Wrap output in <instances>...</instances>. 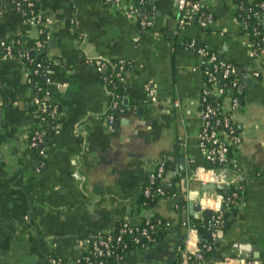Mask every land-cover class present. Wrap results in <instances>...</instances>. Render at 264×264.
Instances as JSON below:
<instances>
[{"label":"crops","instance_id":"0c3cea01","mask_svg":"<svg viewBox=\"0 0 264 264\" xmlns=\"http://www.w3.org/2000/svg\"><path fill=\"white\" fill-rule=\"evenodd\" d=\"M37 2L50 21L44 86L60 112L46 138L30 146L28 136L39 119L28 100L27 70L4 55L1 42L20 37L28 48L38 32L11 4H0V264H77L89 236L150 212L170 224L168 236L106 264L173 263L180 254L178 233L180 245L189 237L188 250L197 248L196 233L181 225L192 216L188 192L202 185L198 168L208 165L197 140L204 78L197 55L183 46L190 39L240 68L234 120L241 141L232 154L235 168L219 184L238 185L241 193L219 246L224 247L221 256L237 254L256 261L250 264H264V49L249 55L243 26L233 18L234 0H211L212 23L183 28L176 24V0H148L150 25L145 27L103 0ZM130 6L127 0L125 7ZM97 56L129 64L123 108L112 129L105 122L110 89L86 62ZM147 82L153 97L144 90ZM162 155L170 161L166 179L179 176L186 195L179 212L171 199L149 210L137 206L147 175ZM205 193L214 191H200ZM235 243L254 246L259 258L240 254Z\"/></svg>","mask_w":264,"mask_h":264},{"label":"built area","instance_id":"2783aa9c","mask_svg":"<svg viewBox=\"0 0 264 264\" xmlns=\"http://www.w3.org/2000/svg\"><path fill=\"white\" fill-rule=\"evenodd\" d=\"M26 1V0H25ZM257 3V8L253 9L250 7L248 10L255 15L256 26H260L264 29V1L263 0H248ZM103 2L118 10H124V12L136 21L139 25L145 27L150 25V20L146 14H139L135 6L125 7L126 0H103ZM29 5L31 2L28 3ZM176 9L178 11L179 17L176 21L178 28H183L192 25V23L197 20L198 25L207 26L214 20V12L212 10L211 0H176ZM238 9V0H234L233 6V18L236 19L235 12ZM29 22L34 24L37 28L38 34L45 32L46 38L49 37L50 21L48 18L42 19L41 16H37L35 20L26 18ZM238 21V20H237ZM244 28L245 22H240ZM247 37V34H245ZM264 42V36L262 38ZM4 50V55L7 57H12L23 61L20 59L25 56L24 53H18L17 55L13 53L11 45L9 43L1 42ZM37 46H40V41H37ZM184 48L193 51L198 57V68L200 69L203 78L204 86L202 87L199 98H198V119L200 127L197 133V140L199 147L202 151L204 159L208 164L207 167L198 168L199 179L202 184L212 182L215 186L222 187L219 184L221 176H225L226 172L230 168H235V162L232 153L238 148L241 136L237 131L236 122L234 120V114L240 107V101L238 94L235 93L236 87H238V79L236 78L237 68L231 62L222 59L214 51L207 49L205 46L198 43L195 39H190L183 44ZM258 50L255 47H251L249 55L251 57H256L258 55ZM86 62L90 63L99 72L105 71L108 67L116 70V74L120 75L125 70V63L123 60L112 61L103 57H94L86 59ZM24 64V63H23ZM40 64H37L39 67ZM49 67H47L42 73V79L44 85L48 83L47 74L49 72ZM38 70H35L37 73ZM219 73V74H217ZM253 75L257 76L258 72H253ZM219 76L222 79H226L229 76H235L229 86H225V83L218 80ZM102 78L107 82V76L102 75ZM25 83L29 86L30 78L28 76V71L26 72ZM42 97L33 96L32 101L37 105L38 111L48 112L49 115L55 119L57 118L60 110H58V105L53 104L49 106L48 99L49 93L44 88H42ZM145 92L148 96H154V89L150 83H146L144 86ZM110 92V102L109 109L105 116V122L108 129H112L114 126V116L110 112L113 109L119 108V95L109 90ZM31 94V93H30ZM212 97L211 101L208 97ZM228 100V104H224V100ZM178 106V103L175 102ZM42 119V116H41ZM28 144L33 147L41 142L40 133L33 132L28 136ZM168 160L167 156L162 155L155 163L154 168L148 173L145 180V184L142 187V193L145 196L150 194V185L155 179H160L162 183H167L169 178L166 179L167 170L164 168L165 162ZM198 169L192 170L195 175L198 174ZM214 191V189H213ZM155 193L161 194V187H156ZM206 192V191H204ZM189 193V192H188ZM233 196L236 193L232 194ZM174 200V208L178 210L177 198H169ZM183 200L186 201V195L183 194ZM189 200V194H188ZM232 202L231 198L224 199L220 194L214 191L213 194H200L198 195L197 202L200 205V212L204 209H209L211 211L212 226H221L224 221L221 218V206L227 205V202ZM145 210L149 208L145 207ZM155 214L150 212V214L142 217L137 222H130L127 219H123V223L119 228L117 233L113 231L108 232H97L92 236H89L85 241V247L82 254L77 258V264H106L108 258H119L115 245L122 240L124 234H133L134 245L137 246L139 238H144L147 242H152L154 239L150 235L154 227L159 225L161 222V217L156 221V223H150V218ZM202 214L196 213L194 217H200ZM144 220V226L141 227L140 224ZM164 225L168 228L170 224L164 220ZM181 225L186 227L189 232H197L189 221V218H185L181 221ZM216 230L211 231V240L217 242ZM190 242V238L185 239V245L178 247L180 253L179 264H206L208 259L205 257V252L212 250V244L202 243L199 245L200 238L197 235V248L194 251L188 250L187 246ZM51 262H55L51 259ZM246 264L255 263L256 261L247 260L240 255H223L218 259L214 260V264Z\"/></svg>","mask_w":264,"mask_h":264},{"label":"trees","instance_id":"16d2710c","mask_svg":"<svg viewBox=\"0 0 264 264\" xmlns=\"http://www.w3.org/2000/svg\"><path fill=\"white\" fill-rule=\"evenodd\" d=\"M127 1V0H126ZM133 2L134 6L136 7L139 14H148L149 10V2L148 0H130ZM31 2L29 5L28 3ZM11 4L13 9L23 18H29L31 20H35L37 16H41L42 19L48 18V16L43 13L40 10L39 4L37 0H0V4ZM250 7H253V9L257 8V3L248 1V0H238V9L235 12L236 19L241 22H245L244 26V33L247 34V40L250 43L251 47H255L258 50V53H260L264 49V42L262 41V38L264 36V29L260 26H256L255 30V23L256 18L255 15L252 14L248 9ZM27 20V19H26ZM199 22L195 20L192 24H198ZM22 38L16 37L12 41H5V43H9L12 47V51L14 54L18 53H24L25 56H22L20 59L23 61L26 70L28 71V76L30 78L29 88H30V96L28 98L30 106L32 109H34L38 115L39 124L36 128L32 129V132H39L40 138H46L48 132L54 127L55 124V117L52 118L48 112H42L40 113L38 111L37 105L32 101L33 96H39L42 97L44 86V81L42 79V73L44 70L50 66L49 59L47 57V45L49 38H46L45 32L38 34L36 38L30 39L29 43L30 46L28 48L23 47L22 45ZM37 41H40V46H37ZM187 42V41H186ZM224 59V58H222ZM226 60V59H224ZM228 61V60H227ZM230 62V61H229ZM40 64L39 67H37V64ZM232 64H234L232 62ZM129 67V64L125 63V70L122 74L117 75L116 70L108 67L105 71L101 72V76L105 75L107 76V87L113 91L114 93H117L119 95V108L113 109L110 112L114 116V124L119 118V115L122 111V91L123 86L122 83L125 80V74L127 72V68ZM38 70L37 73H35V70ZM219 74V73H217ZM236 78L238 79L239 84V75L236 74ZM235 76H229L226 79H222L220 76L218 78L219 81L225 83V86H229L231 82L236 79ZM237 94V87L236 90H234ZM213 98L208 97V100L211 101ZM49 106H52L55 104L50 99H48ZM59 110V107H58ZM42 116V119H41ZM238 131V130H237ZM233 154V153H232ZM170 166L169 159L165 162L164 168L167 170ZM230 171V170H229ZM179 182L180 177L177 175H174L171 177L167 183H162L160 179H155L154 182L150 185V194L148 196H145L143 193H141L140 199L137 202L138 209L140 207L143 208H152L156 206L157 202L161 199H169L173 197V195L178 199L177 205H178V212L184 207L185 201L183 200V192L179 189ZM145 184V183H144ZM144 186V185H143ZM161 187L162 193L158 194L155 193L154 190L156 187ZM214 191L218 194H220L224 199L231 198L232 202H227V205H224V208L221 211V218L224 221L223 225L221 226H212L209 225L212 223L211 216L205 217H189V221L194 226L198 237L200 238L199 245L202 243H209L212 244V250L205 252L206 259H209V257L213 254L218 259L221 257V251L224 249L222 246H218V251H216V241L211 240L210 233L213 230H216L218 232L219 230H223L224 227L229 222V217L232 214V212L235 213L237 210V205L239 203V196L241 193L240 186L235 185L233 183L229 185H223L222 187L217 186ZM236 193L235 196L232 194ZM160 218L157 214H155L153 217L150 218V223H156V221ZM123 223V220H120L116 227L112 230L114 233H117L119 228L121 227ZM141 227L144 226V220L140 224ZM152 232H150V235L153 237L152 242H147L144 238H139V242L137 246L134 245L133 241V234H124L122 236V240L115 245V250L120 256L119 258H108L107 261H120L123 259L124 254L136 247H144L148 245H152L155 242H158L160 240L165 239L168 236L169 233V227L167 228L164 225V219L161 217V222L159 225H156ZM176 241H178V245L182 247V245L179 244L180 235L179 233L176 235ZM236 255V254H234ZM106 261V262H107ZM180 262V254L176 257V260L173 263L170 264H179ZM167 264V263H166Z\"/></svg>","mask_w":264,"mask_h":264},{"label":"water","instance_id":"95a60500","mask_svg":"<svg viewBox=\"0 0 264 264\" xmlns=\"http://www.w3.org/2000/svg\"><path fill=\"white\" fill-rule=\"evenodd\" d=\"M238 71H240V68H237V73ZM241 89V88H240ZM115 126H117L116 124H114ZM184 159L181 158L180 159V171L183 173L184 172ZM217 186H215L214 183L212 182H208V183H205V184H202L201 187H200V191H206V190H213L215 189ZM199 190H195V191H190L188 194H189V200L187 202V205H188V211H189V214L192 215V216H195L197 212H199L200 214H202L203 216L205 217H208L211 215V211L209 209H204L200 212V205L198 204L197 202V199H198V195H199ZM224 208V205L221 206V209ZM234 215V212H232V215ZM226 227H228V225H226ZM221 234H222V230H219L218 233H217V242H216V251H218V246L219 245H222L224 244V240H221ZM182 238V243H183V239H184V236H181ZM233 248H236L238 249L239 253L240 254H244V255H250L252 256L253 258L255 259H258L259 256H260V253L258 252V250L252 246V245H249V244H238V243H235L233 245ZM215 256L212 254L207 263L206 264H211L214 260H215Z\"/></svg>","mask_w":264,"mask_h":264}]
</instances>
